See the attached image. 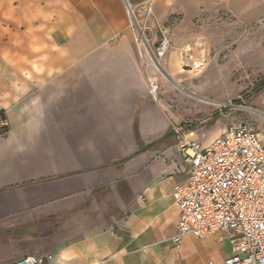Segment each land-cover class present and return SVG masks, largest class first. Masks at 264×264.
I'll list each match as a JSON object with an SVG mask.
<instances>
[{"label":"crops","instance_id":"obj_1","mask_svg":"<svg viewBox=\"0 0 264 264\" xmlns=\"http://www.w3.org/2000/svg\"><path fill=\"white\" fill-rule=\"evenodd\" d=\"M125 3H149L159 22L219 7L264 29V0H0V264H223L230 254L218 235L171 246L170 192L184 168L166 160L173 121L150 95Z\"/></svg>","mask_w":264,"mask_h":264},{"label":"built area","instance_id":"obj_2","mask_svg":"<svg viewBox=\"0 0 264 264\" xmlns=\"http://www.w3.org/2000/svg\"><path fill=\"white\" fill-rule=\"evenodd\" d=\"M128 29L139 55L141 49L152 64H158L169 47L168 38L158 37L153 28L157 21L149 3L131 7L125 3ZM155 84V88L153 87ZM150 92L158 85L149 80ZM241 99V98H240ZM244 114L223 126L210 142L200 140L199 131L182 125L173 126L175 145L166 160L184 168V178L176 182L170 196L178 210L171 246L178 249L182 238L193 235L230 244L223 264H264V124L262 113L244 101L227 100L217 105ZM6 127L0 118V129ZM172 157V158H171ZM54 257H46L51 264ZM1 264H43L31 255Z\"/></svg>","mask_w":264,"mask_h":264},{"label":"rangeland","instance_id":"obj_3","mask_svg":"<svg viewBox=\"0 0 264 264\" xmlns=\"http://www.w3.org/2000/svg\"><path fill=\"white\" fill-rule=\"evenodd\" d=\"M222 11L216 7L200 11L189 20L171 14L161 22L154 17L147 21L151 26L157 21L160 27L153 31L169 41L165 56L158 60L160 70L140 49L150 64V79L158 85L150 95L164 104L173 126L197 131L224 126L244 114L228 108L219 111L217 105L227 100L244 101L256 108L262 113L261 126L264 124L260 103L264 91V29L255 24L238 26ZM199 71L203 72L193 76ZM208 134L201 132L200 140L204 142Z\"/></svg>","mask_w":264,"mask_h":264},{"label":"bare ground","instance_id":"obj_4","mask_svg":"<svg viewBox=\"0 0 264 264\" xmlns=\"http://www.w3.org/2000/svg\"><path fill=\"white\" fill-rule=\"evenodd\" d=\"M172 57H173V56H172ZM154 65H155V68L158 69V70H160V68H162V67H161V64H160L159 61H158V64H154ZM158 65H159V66H158ZM179 72H183V71L180 69ZM202 72H203V71H199L198 73L193 74V76H199ZM167 76H168V75H167ZM169 76H170V74H169ZM171 76H174V75L172 74ZM179 81H181V80H179ZM153 87L155 88V84H153Z\"/></svg>","mask_w":264,"mask_h":264}]
</instances>
